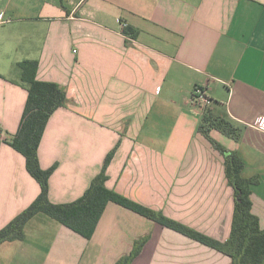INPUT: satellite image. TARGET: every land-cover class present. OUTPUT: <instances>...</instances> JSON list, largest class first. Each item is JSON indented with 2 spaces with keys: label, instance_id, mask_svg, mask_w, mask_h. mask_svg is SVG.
<instances>
[{
  "label": "crops",
  "instance_id": "0c3cea01",
  "mask_svg": "<svg viewBox=\"0 0 264 264\" xmlns=\"http://www.w3.org/2000/svg\"><path fill=\"white\" fill-rule=\"evenodd\" d=\"M25 59L67 92L38 150L42 168L56 165L51 202L80 198L119 143L108 188L226 241L235 191L223 154L199 129L210 111L239 129L237 139L209 134L238 153L243 176L258 177L252 211L264 229V131L254 126L264 116V0H0V229L41 192L6 141L28 97ZM195 86L213 100L206 110L191 101ZM143 236L131 264H232L113 201L90 239L38 213L24 239L0 245V264H116Z\"/></svg>",
  "mask_w": 264,
  "mask_h": 264
},
{
  "label": "trees",
  "instance_id": "16d2710c",
  "mask_svg": "<svg viewBox=\"0 0 264 264\" xmlns=\"http://www.w3.org/2000/svg\"><path fill=\"white\" fill-rule=\"evenodd\" d=\"M125 32L135 37L130 28L125 29ZM18 66L21 70V81L28 90V97L18 131L7 137L6 141L23 154L27 170L39 182L41 192L25 210L0 229V245L5 241L24 239L26 224L38 213L46 214L90 239L107 204L113 201L227 254L231 257L232 264H264V229L261 228L259 217L252 211L251 200L252 186L259 179L257 176H243L244 162L238 153L227 149L209 134L211 129H217L237 139L239 129L230 121L208 111L203 115V122L199 126L200 131L223 154L226 178L235 191L231 233L224 242L108 188L107 169L119 143L107 154L101 171L92 179L80 198L68 203H53L49 199V179L56 165L42 168L38 150L51 115L67 103V92L57 82L37 78L38 60L25 59L18 62ZM148 239V236L137 239L131 252L121 257L116 264H131Z\"/></svg>",
  "mask_w": 264,
  "mask_h": 264
},
{
  "label": "built area",
  "instance_id": "2783aa9c",
  "mask_svg": "<svg viewBox=\"0 0 264 264\" xmlns=\"http://www.w3.org/2000/svg\"><path fill=\"white\" fill-rule=\"evenodd\" d=\"M127 25V23H123V27H126ZM191 101L201 110H206L213 102L212 98L207 94L205 88L202 86H195L192 91ZM254 126L264 131V116L256 122Z\"/></svg>",
  "mask_w": 264,
  "mask_h": 264
}]
</instances>
